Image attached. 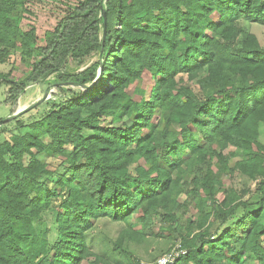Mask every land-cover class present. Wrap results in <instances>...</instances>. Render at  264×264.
<instances>
[{"label": "trees", "instance_id": "trees-1", "mask_svg": "<svg viewBox=\"0 0 264 264\" xmlns=\"http://www.w3.org/2000/svg\"><path fill=\"white\" fill-rule=\"evenodd\" d=\"M28 1L0 0V63L20 53L31 68L0 83L13 103L53 75L59 92L29 130L0 126V264H83L100 218L172 226L186 174L200 218L176 230L186 253L171 264H264V194L256 210L247 190L219 196L224 173L264 183V46L242 25H264V0H79L43 45L21 27ZM47 210L52 239L36 226Z\"/></svg>", "mask_w": 264, "mask_h": 264}, {"label": "rangeland", "instance_id": "rangeland-1", "mask_svg": "<svg viewBox=\"0 0 264 264\" xmlns=\"http://www.w3.org/2000/svg\"><path fill=\"white\" fill-rule=\"evenodd\" d=\"M79 0H29L23 10V19L21 27L24 31L35 29L38 35V45L44 44L46 32L53 31L58 22L62 20L73 8L78 4ZM242 25L248 26L251 33H254L264 46V25L242 22ZM103 60L102 52H97L89 60L85 61L79 67L69 66L71 70H82L91 63ZM30 65L21 60L20 53L12 55L10 60L0 63V72L12 73L15 80H22L27 76ZM98 73H102V69H98ZM203 74H201L202 76ZM183 77L185 83L189 84L198 94L202 96L198 79L189 80L186 75ZM55 76L47 78L43 82L28 84L25 91L17 98L15 103L9 100L10 85L0 83V120L7 119L3 123L2 128L5 129L4 135H9L10 131H27V124L44 116L48 111L53 109L50 99L58 94ZM97 83V80L95 81ZM151 84L148 75L144 74L143 87ZM73 91H85L86 88H76L69 86ZM136 83H134L129 91L135 98H139L136 94ZM20 110H23L18 114ZM155 122H159L157 119ZM259 140L264 143V124L261 125ZM234 150L229 147L225 152ZM41 158V156H40ZM48 163L50 170H62L60 160L63 158L57 154L44 155L43 157ZM223 187L219 191V196L231 188H235L239 194L247 190L242 200L248 201L249 210H256L259 207V200L264 194V183L261 178L252 179L241 171L221 176ZM191 176L186 174L181 183L182 194L177 197L180 206L175 209L177 213V221L170 226L169 223L162 220V216L156 217L151 223H145L137 220L140 213L126 222L115 221L110 218L98 219L88 234V242L92 252V256L85 260L83 264H89L94 260H98V264H151L168 250L176 248L181 243L180 236L176 231L179 227H183V234L188 232H197L196 225L190 226L189 220L195 222L200 218V213L194 209L196 198L189 193L191 190ZM210 210V209H208ZM54 216L50 211H44L41 219L37 221V230L43 238L52 239ZM264 221V213H263ZM217 225V224H216ZM215 225L213 226V228ZM192 233V234H193ZM249 260L247 264H250Z\"/></svg>", "mask_w": 264, "mask_h": 264}, {"label": "built area", "instance_id": "built-area-1", "mask_svg": "<svg viewBox=\"0 0 264 264\" xmlns=\"http://www.w3.org/2000/svg\"><path fill=\"white\" fill-rule=\"evenodd\" d=\"M186 250L180 248V245L172 250L164 253L159 258H157L151 264H171L173 263L180 255L185 254Z\"/></svg>", "mask_w": 264, "mask_h": 264}, {"label": "water", "instance_id": "water-1", "mask_svg": "<svg viewBox=\"0 0 264 264\" xmlns=\"http://www.w3.org/2000/svg\"><path fill=\"white\" fill-rule=\"evenodd\" d=\"M23 110H20L19 112H18V114L19 113H21ZM8 120L7 119H3V120H0V125H2L3 123H5V122H7Z\"/></svg>", "mask_w": 264, "mask_h": 264}]
</instances>
